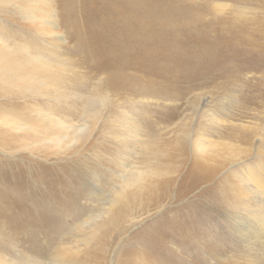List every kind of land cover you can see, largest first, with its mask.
<instances>
[{
	"label": "rangeland",
	"instance_id": "374dc122",
	"mask_svg": "<svg viewBox=\"0 0 264 264\" xmlns=\"http://www.w3.org/2000/svg\"><path fill=\"white\" fill-rule=\"evenodd\" d=\"M57 1L4 0L5 97L39 131L0 154L26 182L0 185V212L17 204L0 264H264V0H148L165 5L153 56L122 70L41 22Z\"/></svg>",
	"mask_w": 264,
	"mask_h": 264
},
{
	"label": "bare ground",
	"instance_id": "6f19581e",
	"mask_svg": "<svg viewBox=\"0 0 264 264\" xmlns=\"http://www.w3.org/2000/svg\"><path fill=\"white\" fill-rule=\"evenodd\" d=\"M30 1H34L36 3L45 1V2H47V5L50 7V6H52V2H54L56 0H30ZM4 3H5L4 0H0V154L5 155L7 153L10 155V154H14V153L23 151L25 149H28V148L21 147L20 141L23 138V134H27V133L37 134L38 133L37 131H39V130L37 129V126L33 123V120L35 118H37L39 113L36 111L34 112L31 109L28 110L29 107L25 103V101L22 104H18L15 100H13V99L8 100V98L5 97V95H6L5 94V84L7 82V77H10L11 74H8L6 71V64H7L6 63V55L7 54H6L5 39L7 37L4 39V37H5V31H4L5 19H4V16L2 15V11H3L4 5H5ZM56 3H58V6H59V14L56 13L57 12L56 9H53L51 15L49 16V20H45V18H41V22L45 23L49 27H52V26H58V21H61L63 24L70 25L72 27L79 28V29L83 30L84 31L83 46L82 47L80 46V47H81L82 53H84L86 56L90 57L91 59L98 60V62L100 61L106 67L109 66L110 68L116 69V70L117 69L122 70V69L131 68V66H134L137 64L138 60H142L143 62H145V61L147 62V61H149V59L151 60L153 55L152 56L149 55L152 52L150 49V46H151V43L155 37L154 28L156 25L160 24L163 20L162 16H163V11L165 9V5L163 3L152 4V3H149L148 0H58ZM166 22H168V21H166ZM172 28H177V27H172ZM177 34L180 35L178 32H177ZM181 36H183V35L181 34ZM175 37L177 38L178 36H175ZM62 38H63L62 36H57V39L59 41L62 40ZM78 38H80V37H78ZM161 39H164V38H161ZM171 39H173V38H171ZM186 40L188 41V39H186ZM158 44L160 45L159 42H158ZM161 44H163V43H161ZM166 46L171 48L172 45L169 46V44H168ZM174 47H175V44L173 46V49H174ZM168 50H169V48H168ZM174 51H176V50L174 49ZM193 51H195V50H193ZM198 51H195V52H198ZM155 52H156V50H155ZM171 52L173 53V51H171ZM187 52H188V50H187ZM55 53H53V54H55ZM208 53H209V51H208ZM157 54H158V52L156 53V55ZM199 54H201V53H199ZM212 55H213V53H212ZM160 56H161V54H160ZM182 56H184V55H182ZM196 57H199V56H196ZM196 57H193V58H196ZM215 57H217V56H215ZM175 58L176 57H174V59ZM178 58H179V56H178ZM193 58H191V59H193ZM201 58L204 59V57H201ZM197 59H199V58H197ZM42 60L43 59H41V61ZM162 60H160V61H162ZM35 62L36 61H34V63ZM182 62H183V60H182ZM197 62H199V61H197ZM215 62H217V60ZM183 63H185V62H183ZM206 63H208V62H206ZM176 64H178L177 61H176ZM213 64H215V63H213ZM212 65H210L211 68H213ZM47 66H49V65H47ZM173 66L175 67V64ZM192 66H194V65H192ZM197 66H198V64H197ZM203 68H204V66H203ZM166 69H168V68H166ZM178 69H180V68H178ZM164 71H163V73H164ZM169 71H172V69ZM192 72H194V71H192ZM163 73H161V74H163ZM196 73H194V74H196ZM164 76H166V75H164ZM130 77H131V75H130ZM39 79H41V78H39ZM26 93H27V91H26ZM32 94H33V92H32ZM24 95H26V94H24ZM164 95H166V94H164ZM24 98H26V97H24ZM5 99H7V100L5 101ZM47 122H48V120H47ZM55 141H56V139H55ZM36 142H38V141H36ZM21 143H23V142H21ZM31 148H33V147H31ZM4 160H6V159L4 157L0 156V185L3 184L4 186H6V182L11 180V181L17 182L20 186H23L26 182H25V176H24L20 166L17 164H10L8 162H7V164H5ZM145 165H147V164H145ZM7 172H9V173L12 172L11 173L12 175L11 176L7 175ZM146 173L149 174V172H146ZM5 175H7V176H5ZM140 176H141V173H140ZM143 177H145V176H143ZM141 179H143V178H141ZM132 180L133 179H128V178L126 179L125 176H123L122 177L123 182H121V183H124L125 186H131V185H133V184H131L133 182ZM141 182H142V180H141ZM134 185H136V184H134ZM134 185L132 186L133 188H134ZM112 198L113 199L109 200L110 208H112L118 201L121 202V200L124 198L123 191H121V190L117 191L116 195ZM5 199H8V196H6L0 192V210H2L1 208H3V206H4V200ZM151 201H153V199H150V202ZM156 201H157L156 203H159L158 200H156ZM16 205L17 204L14 202L10 203L8 205V207L10 208L11 212L5 213V212L1 211L0 212V218L6 219L7 221L14 220L15 219L14 215H16V211H15ZM94 217L95 216H93V218ZM140 217L141 216H138V217L132 216L130 219H122L121 224L123 225L124 223L128 222L130 225H132ZM48 218H49L48 223H44V224L40 225L42 228H48L49 226H51L55 223L56 220L53 219V216H50ZM91 224H93V223H91ZM50 264H72V263L71 262H65L63 258L58 256V257L54 258L53 260H51ZM74 264H76V263H74Z\"/></svg>",
	"mask_w": 264,
	"mask_h": 264
}]
</instances>
